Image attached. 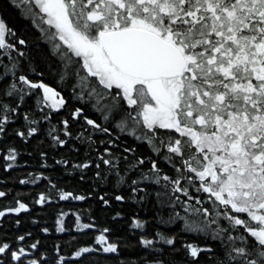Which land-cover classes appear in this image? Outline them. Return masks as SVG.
<instances>
[{"label": "snow or ice", "instance_id": "6c2138e0", "mask_svg": "<svg viewBox=\"0 0 264 264\" xmlns=\"http://www.w3.org/2000/svg\"><path fill=\"white\" fill-rule=\"evenodd\" d=\"M13 6L22 9L42 34L48 54L58 63L59 82L74 80L75 99L90 102L101 115L102 123L84 117L92 131L111 135L104 126L111 120L121 133L147 143L177 173L175 177L162 174L151 157V167L145 171L140 167L145 158L129 162L125 156L127 167L121 175L120 158L111 151L118 146L115 140L107 142L109 146L95 164L99 170L102 163L109 175H115L117 187L127 183L129 173L139 170V176L127 183L133 202L153 195L161 207L173 209L169 220L161 223L171 225L180 219L184 221L182 231L220 242V254L210 246L182 244L189 264H199L203 253L215 257L213 264H264V0H15ZM13 37L15 31L0 15V92L18 101L16 107L0 102V139L14 122L10 114H18L25 98L37 89L41 90L36 103L43 120L50 121L52 112L66 103L42 80L17 76L19 58L25 53L16 43L26 46V41L14 43ZM4 57L10 65L3 63ZM5 80L10 82L2 87ZM82 112L77 108L73 119ZM24 120L29 125L27 133L17 131L16 135L27 142L38 132L34 125L40 120L30 119L27 113ZM68 123L62 121L66 138L72 136ZM56 132L52 126L48 135L54 145L63 147L68 139ZM89 142H93L91 136ZM124 151L134 153V149ZM0 155L5 171L17 166L13 163L18 156L15 148ZM57 163L67 165L68 161ZM92 166L91 161L74 165L80 170ZM96 176L100 178L99 171ZM40 179L35 176L20 183L36 184ZM145 182L162 190L149 193L140 187ZM57 194L61 200L87 198L62 190ZM6 195L0 191V198ZM114 199L125 201L122 195ZM100 200L110 206L104 196ZM52 201V195L40 193L35 203ZM178 206L183 216L176 211ZM29 210L17 200L15 207L0 210V218ZM118 218H122L120 213L113 220ZM56 224V232L67 231L59 217ZM146 224L134 216L130 227L143 233ZM94 228V223L82 226ZM109 231L103 228L95 237L94 244L103 247L81 246L68 257L56 245L54 258L42 257L43 264H80L98 252L118 255L120 245L109 241L105 235ZM17 240L22 242L25 236ZM176 241V236L160 231L153 239L142 234L140 245L153 253V260L145 264H165L158 255L163 248L157 245L175 252ZM39 243L29 248L36 250ZM29 248L14 249L0 240V264H41Z\"/></svg>", "mask_w": 264, "mask_h": 264}, {"label": "trees", "instance_id": "16d2710c", "mask_svg": "<svg viewBox=\"0 0 264 264\" xmlns=\"http://www.w3.org/2000/svg\"><path fill=\"white\" fill-rule=\"evenodd\" d=\"M15 0H0V15L10 29L15 31V37L11 42L16 43L17 39H24L25 45L16 43L17 48L25 53L24 57L19 58V64L16 71L17 76L25 75L29 80L38 82L43 81L46 85L57 90L66 101L65 106L59 111H53L51 120H43L44 113L37 107L38 95L41 90L37 89L31 96H27L18 110V114L12 115L13 123L8 124L3 138L0 139V153H7L9 148H15L18 156L14 164L17 166L8 171L4 170L5 161L3 155H0V191L7 195L0 198V210L7 207H15L16 201L20 200L29 206L28 212H22L19 215L6 213L0 218V240L9 242L13 248H29L32 243L39 241L36 250L29 251L33 253L32 258L40 259L47 256L50 261L55 256L54 248L60 246L61 254L71 257L81 246L103 247L95 245L94 240L100 234V230L108 228L110 231L105 235L109 241L120 245L119 253H93L86 256L80 264H145L146 261L153 260L151 250L143 248L140 243V237L143 234L147 238H155L157 231L165 236H176L175 248L172 252L168 246L160 245L163 248L161 258L165 264H189V258L186 250L181 247L184 243H193L200 246H210L217 254L221 252L219 241H213L200 234H191L182 231L183 220L177 219L171 225L161 223L168 221L173 209L161 207L157 198L148 195L142 202H133L131 199V189L127 186L132 179L139 176V170L128 174L127 183L117 187V181L114 174H108V168L102 163L98 170L95 167L99 163V155L108 147V141L115 140L116 147L111 149L114 156L119 157V171L125 173L127 163L123 157L127 156L129 162L137 158H145V163L141 169L147 171L151 167L148 158L157 161V167L161 169L162 174L175 177L177 173L163 160L159 159L150 150L147 143L139 142L134 137L121 133L113 126V121H108L104 126L108 127L111 135L100 132H93L85 123L84 117L102 123L101 115L93 110L91 103H82L75 99L73 86L75 81L69 79L66 83L59 82V66L55 59L49 53V46L44 41L39 30L34 29L30 20L22 13V9L14 7ZM6 39L7 36H6ZM16 57L17 53L13 52ZM4 64H9L7 57L3 58ZM43 75H40V74ZM9 80H5L2 87H7ZM0 102L9 103L16 107V98H7L0 92ZM83 109L82 114L73 119V112L77 109ZM27 113L30 119L40 120L38 132L25 142L16 135L17 131L27 133L28 124L24 120V114ZM63 120H67L68 131L72 133L70 138L63 136ZM55 126L61 139H68V143L63 147L54 145L52 138L48 135L49 129ZM85 129H88L87 131ZM83 133V135H81ZM91 136L92 143L89 142ZM79 137V138H77ZM118 138V139H117ZM104 141V143H101ZM125 148L134 149V153L129 154L124 151ZM46 154V155H42ZM105 158H108L107 156ZM68 161L67 165L58 164L57 161ZM91 161L93 166L89 169L80 170L74 165ZM47 165L46 167L44 165ZM100 172V178L96 172ZM35 176H41L38 183L21 184V180H30ZM106 176V178H104ZM55 185V189H51ZM147 189L149 193L161 191V186L152 183H143L140 185ZM57 190L63 192H72L75 195L87 197L84 200H61ZM40 193H47L53 196L51 203L37 205L35 200ZM195 194V193H194ZM116 195L125 197L124 202H118L114 199ZM140 195H143L141 193ZM201 198L204 199L202 194ZM104 196L109 201L110 206H105L100 197ZM181 199H184L181 196ZM139 200V197H137ZM204 207H209L208 203ZM211 210V209H210ZM176 211L181 216L183 211L177 207ZM68 213L66 216H60V213ZM120 213L122 218L113 220V217ZM136 217L140 221H147L144 232L138 229H131L132 218ZM60 218L64 228L67 231L63 233L56 232V221ZM19 221V224H17ZM94 223V229H82L84 224ZM44 228L49 232L45 233ZM82 229V230H77ZM31 235H28V234ZM25 236L24 241H18L17 237ZM215 259L209 253L201 254L199 264H213Z\"/></svg>", "mask_w": 264, "mask_h": 264}, {"label": "rangeland", "instance_id": "374dc122", "mask_svg": "<svg viewBox=\"0 0 264 264\" xmlns=\"http://www.w3.org/2000/svg\"><path fill=\"white\" fill-rule=\"evenodd\" d=\"M49 86V85H48ZM51 87V86H50ZM53 88V87H52ZM54 89V88H53ZM56 92H58L57 90H55ZM59 93V92H58Z\"/></svg>", "mask_w": 264, "mask_h": 264}]
</instances>
